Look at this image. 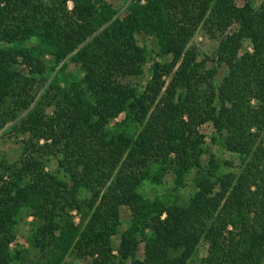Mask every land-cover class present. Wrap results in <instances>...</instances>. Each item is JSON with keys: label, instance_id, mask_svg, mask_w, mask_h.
Returning <instances> with one entry per match:
<instances>
[{"label": "trees", "instance_id": "1", "mask_svg": "<svg viewBox=\"0 0 264 264\" xmlns=\"http://www.w3.org/2000/svg\"><path fill=\"white\" fill-rule=\"evenodd\" d=\"M0 134V264H264V0H0Z\"/></svg>", "mask_w": 264, "mask_h": 264}, {"label": "rangeland", "instance_id": "2", "mask_svg": "<svg viewBox=\"0 0 264 264\" xmlns=\"http://www.w3.org/2000/svg\"><path fill=\"white\" fill-rule=\"evenodd\" d=\"M108 2L112 3L116 8H120V10H124L126 6L128 5L130 0H107ZM258 3L261 0H255ZM246 2V0H237L238 5H243ZM69 8H72V4L69 3ZM143 42H141L142 44ZM190 46L195 48L199 53L200 57L206 58L211 57L215 49L217 48V44L214 41H211L206 34L203 31H198L195 35V37L192 39ZM210 67L212 66V63H209ZM202 133L206 136L207 142H210V138L214 135L215 131L213 127L208 124L202 127L201 129ZM0 151L5 153L10 161H15L20 156V146L15 142L14 139H9L7 135H1L0 134ZM211 153L215 154L216 157L219 159V161H234L237 163L236 158L225 152L220 146L214 145L210 149ZM56 169V163H52L51 166L48 167L49 171H55ZM149 195L153 197L155 194L161 193L160 188L156 189H148ZM193 184L192 182H188V185L186 188L182 189L178 196L180 203H184L187 201L190 196L193 194ZM123 213L125 215H128V211L125 208L123 210ZM75 215V213H74ZM32 218H29L26 222H21L19 228H18V238L20 244L26 245L27 249L30 251V254L28 256V264H37L42 260V255L38 253L37 251L34 252V250L30 247L29 244H26L27 238L30 236L32 231ZM77 222H79V219H77ZM119 240L118 238L115 239V246L118 247ZM207 251V245L206 243H202L199 247V250L196 252V255L194 257L193 263L194 264H203V259L206 256ZM144 253L143 245H141L138 257L142 258ZM69 262H73L76 264H91V259L78 261L76 260L74 255L69 256L67 259Z\"/></svg>", "mask_w": 264, "mask_h": 264}]
</instances>
